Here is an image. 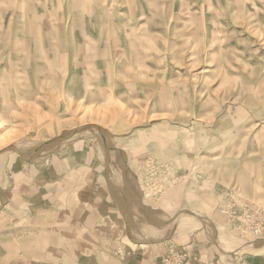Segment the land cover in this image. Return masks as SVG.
Masks as SVG:
<instances>
[{
  "label": "rangeland",
  "instance_id": "374dc122",
  "mask_svg": "<svg viewBox=\"0 0 264 264\" xmlns=\"http://www.w3.org/2000/svg\"><path fill=\"white\" fill-rule=\"evenodd\" d=\"M2 153L0 264H264V0H0Z\"/></svg>",
  "mask_w": 264,
  "mask_h": 264
},
{
  "label": "built area",
  "instance_id": "2783aa9c",
  "mask_svg": "<svg viewBox=\"0 0 264 264\" xmlns=\"http://www.w3.org/2000/svg\"><path fill=\"white\" fill-rule=\"evenodd\" d=\"M231 229L248 239L264 238V206L253 201L234 200L226 210ZM158 264H225L221 261L193 262L185 249H171Z\"/></svg>",
  "mask_w": 264,
  "mask_h": 264
},
{
  "label": "crops",
  "instance_id": "0c3cea01",
  "mask_svg": "<svg viewBox=\"0 0 264 264\" xmlns=\"http://www.w3.org/2000/svg\"><path fill=\"white\" fill-rule=\"evenodd\" d=\"M41 153H43V152H41ZM41 153H40V154H41ZM2 154H3V153H2ZM4 155H5V154H3V155H2V156H3V158L5 157ZM3 158H2V159H3ZM2 159H1V160H2ZM2 207H3V206H2ZM2 207H0V209H1ZM221 251H222V250H221ZM222 252L225 254V252H224V251H222ZM197 262H199V261H197Z\"/></svg>",
  "mask_w": 264,
  "mask_h": 264
},
{
  "label": "bare ground",
  "instance_id": "6f19581e",
  "mask_svg": "<svg viewBox=\"0 0 264 264\" xmlns=\"http://www.w3.org/2000/svg\"><path fill=\"white\" fill-rule=\"evenodd\" d=\"M62 138V137H61ZM3 154H1L0 155V160L3 158V156H2ZM0 206H1V204H0ZM162 234V233H161ZM258 239H262V238H258ZM256 240V239H255Z\"/></svg>",
  "mask_w": 264,
  "mask_h": 264
}]
</instances>
